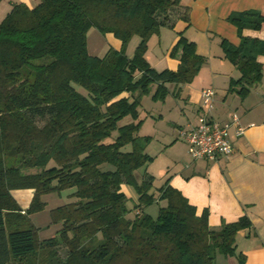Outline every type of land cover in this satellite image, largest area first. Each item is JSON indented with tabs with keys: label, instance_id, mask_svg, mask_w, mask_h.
Wrapping results in <instances>:
<instances>
[{
	"label": "trees",
	"instance_id": "trees-1",
	"mask_svg": "<svg viewBox=\"0 0 264 264\" xmlns=\"http://www.w3.org/2000/svg\"><path fill=\"white\" fill-rule=\"evenodd\" d=\"M180 4L15 2L0 23V264H216L218 252L246 264L236 236L250 226L249 217L212 228L209 211L199 215L169 180L155 195L153 175L137 178V171L154 161L146 151L152 136L139 132L142 96L156 86L153 98L164 100L167 83L192 82L206 62L182 33L171 50L180 59L176 70H157L146 57L150 37ZM228 20L240 36L238 45L221 40L224 57L240 72L228 91L246 97L262 80L264 39L243 31L261 29L264 13L235 11ZM92 27L113 33L122 48L90 54ZM135 36L140 41L130 57L127 47ZM126 117L131 120L121 124ZM125 184L139 195L133 209ZM71 187L75 200L52 211L53 222L64 226L40 240L30 215L45 208L44 194ZM23 188L35 190L26 210L12 194ZM161 200L158 217L145 211ZM62 246L68 249L65 257Z\"/></svg>",
	"mask_w": 264,
	"mask_h": 264
},
{
	"label": "crops",
	"instance_id": "crops-1",
	"mask_svg": "<svg viewBox=\"0 0 264 264\" xmlns=\"http://www.w3.org/2000/svg\"><path fill=\"white\" fill-rule=\"evenodd\" d=\"M15 2L35 7L40 0H1L0 23ZM248 9L264 13V0H181L180 5L167 12V24L150 37L146 57L157 70L178 68L180 59L173 57L171 50L180 33L197 44V51L206 58V62L192 82L166 84L171 95L167 96L165 102L170 109L168 114L164 110L160 112L159 122L166 119L171 127L163 129L157 126L159 122L155 124L163 137L161 148L155 154L151 152L153 141L146 148L147 153L154 157L147 171L155 180L160 181L161 186L169 180L171 186L180 190L192 205L197 206L199 215L207 209L212 228H220L224 221H238L244 215L249 217L250 226L238 231L236 236L238 251L245 254L246 264H264V71L261 82L246 97L229 92L230 81L238 78L240 72L224 57L221 46L222 38L236 45L240 43L238 28L228 17L232 12ZM243 34L264 39V25L259 30L245 29ZM133 40L127 47V55L130 57L134 55L139 43L136 41L133 44ZM111 48L120 50L122 41L113 33L103 34L97 27L89 30L90 54L103 56ZM259 60L264 67V55ZM205 87L216 90L212 117L225 123L232 112L236 111L241 117L245 133L236 137L235 129L230 130L234 152L228 157H220L218 160L193 158L189 151L183 155L170 156L169 150L179 140H183L180 137L181 129L189 123L197 122L202 112V90ZM159 158H162L160 162ZM74 191L75 188L71 187L42 196L45 208L30 215L32 223L37 226L40 240L49 239L62 229V222H53L52 211L74 201ZM12 194L22 209L26 210L35 190L16 189L12 190ZM138 196L135 197L136 201ZM226 260L227 264L237 262L235 257H227Z\"/></svg>",
	"mask_w": 264,
	"mask_h": 264
},
{
	"label": "built area",
	"instance_id": "built-area-1",
	"mask_svg": "<svg viewBox=\"0 0 264 264\" xmlns=\"http://www.w3.org/2000/svg\"><path fill=\"white\" fill-rule=\"evenodd\" d=\"M216 90L206 88L202 90V112L197 122L189 123L181 129L180 137L187 143L188 151L193 158L218 160L228 157L234 152L230 130L235 129V136L241 137L245 129L241 124V117L233 111L229 120L221 123L211 115L215 107Z\"/></svg>",
	"mask_w": 264,
	"mask_h": 264
},
{
	"label": "rangeland",
	"instance_id": "rangeland-1",
	"mask_svg": "<svg viewBox=\"0 0 264 264\" xmlns=\"http://www.w3.org/2000/svg\"><path fill=\"white\" fill-rule=\"evenodd\" d=\"M133 44L136 43V41H140V37L137 36L135 38H133ZM170 84V83H169ZM79 90L85 91V89H83L81 86L77 85L76 86ZM155 87H152V91L148 94H144L142 96L141 99V105H140V118L144 119L143 124L141 126L140 129V135L141 136H145V135H150L152 136V148H151V152L152 154H155V152H157L158 150H160L161 148V139L163 137V135L161 136V134L158 132L155 124L157 122L160 121L159 118V114L162 110H164L166 112V114H168L169 112V107L168 104H166L165 99H155L153 98V93H154ZM86 92V91H85ZM170 94V93H169ZM168 94V95H169ZM167 95V96H168ZM171 95V94H170ZM171 100H169L170 103ZM131 118L130 117H126L125 119H123L121 121V124L126 123L127 121H130ZM40 125H42V123L40 122ZM157 126L164 128L167 127H171L169 122L165 120H163L162 122H159ZM159 133L157 136L155 134ZM188 146L186 145V143L183 140H179L178 144L171 150H169V155L170 156H175V155H183L182 153H188ZM189 155V154H188ZM163 157V156H161ZM191 158V157H188ZM162 158H159L158 162L161 161ZM9 163H13L15 159L13 158H7ZM158 162L156 165H158ZM137 178L138 180L143 181L144 177L149 174V170L147 171V166H144L142 168H140L137 171ZM156 182H154V186L153 189L151 190L152 193H154L155 195L159 194V187L161 186L160 181L157 179L155 180ZM71 189V188H70ZM123 190L124 192L127 194L128 196V206L130 207V209L134 207V204L136 202L135 197L138 196L137 192L135 191L134 187L125 184L123 186ZM165 203L164 201H155L153 203H151L150 205H148L145 209V211L147 213L152 214L154 217H158L159 215V211H160V207L164 206ZM134 211L132 212V216H133ZM67 247L62 246L60 248V254L61 256L65 257L67 254ZM226 256L221 254L220 252H218L216 259V264H227L226 260Z\"/></svg>",
	"mask_w": 264,
	"mask_h": 264
}]
</instances>
